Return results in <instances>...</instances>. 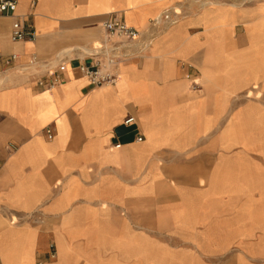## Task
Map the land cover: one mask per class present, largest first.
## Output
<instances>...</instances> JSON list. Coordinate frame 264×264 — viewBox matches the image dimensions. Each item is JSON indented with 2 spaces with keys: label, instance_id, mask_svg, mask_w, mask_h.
I'll return each mask as SVG.
<instances>
[{
  "label": "crops",
  "instance_id": "crops-1",
  "mask_svg": "<svg viewBox=\"0 0 264 264\" xmlns=\"http://www.w3.org/2000/svg\"><path fill=\"white\" fill-rule=\"evenodd\" d=\"M112 14L141 35L118 82L94 86L83 47ZM16 15L37 37L0 16V264H264V0Z\"/></svg>",
  "mask_w": 264,
  "mask_h": 264
},
{
  "label": "built area",
  "instance_id": "built-area-1",
  "mask_svg": "<svg viewBox=\"0 0 264 264\" xmlns=\"http://www.w3.org/2000/svg\"><path fill=\"white\" fill-rule=\"evenodd\" d=\"M18 0H0V16L15 17L12 23V39L15 41H34L37 37L35 27L31 23L23 22L16 15ZM164 20L175 21V17L171 19L169 14H166ZM159 19L153 22L157 24ZM103 38L98 45H93L90 51H86L87 61L80 64L81 72L90 80L94 86L114 85L119 79V65L125 61L131 54L130 47L134 45L141 35V30L128 25L120 16L112 14L102 23ZM1 56V54H0ZM17 58L16 54L7 56L5 61L10 63ZM37 62L34 57L29 64L33 67ZM50 76L49 87L61 83L63 80L56 69L47 71ZM40 85L45 84L44 79H38ZM135 122V117H128L124 124L132 125ZM48 137H52L51 129H47ZM142 140V137H138ZM117 144L116 147H120Z\"/></svg>",
  "mask_w": 264,
  "mask_h": 264
},
{
  "label": "bare ground",
  "instance_id": "bare-ground-1",
  "mask_svg": "<svg viewBox=\"0 0 264 264\" xmlns=\"http://www.w3.org/2000/svg\"><path fill=\"white\" fill-rule=\"evenodd\" d=\"M101 41V40H100ZM100 41H96L94 44H92L91 46H86V47H83L84 49H86L87 48V50L88 51H90L91 50V47L93 46V45H98L99 43H100ZM84 51H86V50H84ZM123 63V61L120 63V65H119V75H120V67H121V64ZM118 82V81H117Z\"/></svg>",
  "mask_w": 264,
  "mask_h": 264
},
{
  "label": "water",
  "instance_id": "water-1",
  "mask_svg": "<svg viewBox=\"0 0 264 264\" xmlns=\"http://www.w3.org/2000/svg\"><path fill=\"white\" fill-rule=\"evenodd\" d=\"M124 128V126H121L119 129H123Z\"/></svg>",
  "mask_w": 264,
  "mask_h": 264
},
{
  "label": "rangeland",
  "instance_id": "rangeland-1",
  "mask_svg": "<svg viewBox=\"0 0 264 264\" xmlns=\"http://www.w3.org/2000/svg\"><path fill=\"white\" fill-rule=\"evenodd\" d=\"M102 31V30H101ZM102 34H103V31H102Z\"/></svg>",
  "mask_w": 264,
  "mask_h": 264
}]
</instances>
